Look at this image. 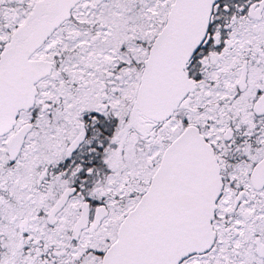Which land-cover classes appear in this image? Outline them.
Returning a JSON list of instances; mask_svg holds the SVG:
<instances>
[{"label": "snow or ice", "instance_id": "obj_1", "mask_svg": "<svg viewBox=\"0 0 264 264\" xmlns=\"http://www.w3.org/2000/svg\"><path fill=\"white\" fill-rule=\"evenodd\" d=\"M0 264H264V0H0Z\"/></svg>", "mask_w": 264, "mask_h": 264}]
</instances>
